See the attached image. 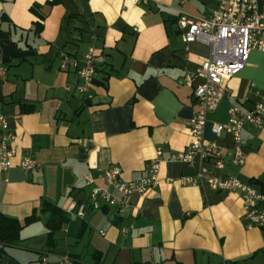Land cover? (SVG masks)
I'll list each match as a JSON object with an SVG mask.
<instances>
[{
    "label": "crops",
    "instance_id": "0c3cea01",
    "mask_svg": "<svg viewBox=\"0 0 264 264\" xmlns=\"http://www.w3.org/2000/svg\"><path fill=\"white\" fill-rule=\"evenodd\" d=\"M216 1L0 0V66L7 68L0 114L17 149L13 166L0 168L2 214L23 222L43 201L64 212L87 198L86 174L103 185L102 171L117 165L124 179H138L156 148L162 152L155 189L131 194L121 207L66 215L52 245L42 216L0 250V264H62L64 255L72 264H264V227L248 226L239 192L181 182L191 169L177 156L190 140L189 121L199 108L193 91L201 82L187 85L183 76L209 57V47L184 43L176 10L208 17ZM256 5L264 17V0ZM89 47L104 63L81 92L76 68ZM62 53L72 64L62 66ZM224 87L203 133L221 150L224 166L214 168L212 158L203 164L264 195V124L243 126L242 165L232 162L230 135L211 131L232 106L248 111L264 96V51L252 50ZM24 154L40 166L23 171L17 164Z\"/></svg>",
    "mask_w": 264,
    "mask_h": 264
},
{
    "label": "built area",
    "instance_id": "2783aa9c",
    "mask_svg": "<svg viewBox=\"0 0 264 264\" xmlns=\"http://www.w3.org/2000/svg\"><path fill=\"white\" fill-rule=\"evenodd\" d=\"M133 4H149L152 0H131ZM256 0H217L216 8L208 17H196L182 10H176V26L185 44L197 42L209 47V57L195 71L186 72L183 81L193 85L196 79L201 82L194 87L193 95L199 108L189 121L190 140L177 158L191 169L181 178L182 184L207 186L216 191L239 192L243 204V217L249 227H264V195L258 193L250 184L232 176H218L210 173L203 162L213 159V166L222 169L223 154L214 144L204 137L206 114L214 110L225 92L224 81L237 74L247 63L252 50L264 51V17L256 12ZM62 66L72 64L68 55L62 53ZM104 63V56L89 47L84 57V64L76 68L83 84L78 86L84 92L94 78L97 67ZM76 66V65H75ZM7 76V68L0 66V79ZM245 124L261 127L264 124V96L248 111L232 106L228 111L227 121L213 123L211 131L216 137L229 134L232 139L234 164L242 165L245 154L242 150L241 132ZM15 135L8 122L0 114V168L7 172L13 166L17 155L14 145ZM158 147L155 156L145 164L146 174L138 179L126 180L117 165H111L102 171L103 185L96 184L91 174L85 175L90 186L88 196L81 201H71L64 212L68 216L82 218L87 210L99 209L102 205L121 207L126 204L131 194H145L158 185V173L162 159ZM196 160L198 161L196 164ZM23 171L29 172L40 166L30 155L19 157L17 164ZM45 262V258H42ZM62 264H72L67 255L62 256Z\"/></svg>",
    "mask_w": 264,
    "mask_h": 264
},
{
    "label": "trees",
    "instance_id": "16d2710c",
    "mask_svg": "<svg viewBox=\"0 0 264 264\" xmlns=\"http://www.w3.org/2000/svg\"><path fill=\"white\" fill-rule=\"evenodd\" d=\"M42 216H45L44 225L48 230L46 243L52 245L55 243L54 233L58 232L67 221L66 214L59 207L48 201H43L38 209H34L29 216L24 218L23 222L0 212V250H3L5 246L18 242L22 227L38 221Z\"/></svg>",
    "mask_w": 264,
    "mask_h": 264
}]
</instances>
